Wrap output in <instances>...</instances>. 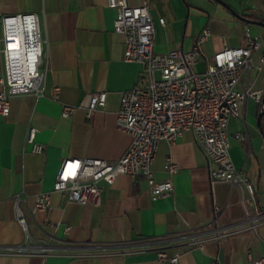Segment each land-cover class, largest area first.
Listing matches in <instances>:
<instances>
[{
  "label": "crops",
  "instance_id": "obj_1",
  "mask_svg": "<svg viewBox=\"0 0 264 264\" xmlns=\"http://www.w3.org/2000/svg\"><path fill=\"white\" fill-rule=\"evenodd\" d=\"M149 2L154 26L153 52H189L198 34L210 37L201 47L193 67L205 69L204 59L225 48L245 45V30L264 40V0H127L130 7ZM34 14L43 40L47 63L44 96L9 99V114L0 117V247L25 242L16 220L14 198L32 242L53 249L48 255L3 254L0 264H168L159 263L157 252L178 255L175 264H253L264 260V224L220 241L186 245L189 230L211 234L214 208L224 226L241 222L246 215L245 190L218 182L211 184L208 164L190 133L173 144L160 141L152 165L153 178L162 182L167 159L178 167L173 194L153 199L142 177L119 176L113 185L101 182L98 206H81L52 191L64 160L99 158L116 162L126 151L130 137L115 123L122 93L143 78V68L123 59V38L113 32L115 12L106 0H0V16ZM164 25L159 24V20ZM0 76L4 73L1 54ZM264 45L253 55V67L241 72L236 90L264 92ZM59 88L53 100V89ZM105 92L106 102L90 118L78 108L89 94ZM64 106L75 108L62 118ZM260 103L247 100L239 116L228 124L229 155L234 167L246 174L255 191L256 207L264 212V113ZM36 129L40 155L25 145L27 127ZM244 133L247 142L235 139ZM50 193L47 213L31 214L34 197ZM252 213V210H250ZM47 222L45 223V220ZM69 227V230L66 228ZM146 240V245L138 242ZM120 244H132L124 254Z\"/></svg>",
  "mask_w": 264,
  "mask_h": 264
},
{
  "label": "built area",
  "instance_id": "obj_2",
  "mask_svg": "<svg viewBox=\"0 0 264 264\" xmlns=\"http://www.w3.org/2000/svg\"><path fill=\"white\" fill-rule=\"evenodd\" d=\"M106 7L115 12L113 32L123 38L124 61L137 63L143 68V78L133 89L122 93L115 114L117 128L130 137V143L116 162L99 158L62 161L52 191L78 205L95 207L101 199L100 183L111 186L119 176H126L142 177L153 199L170 197L178 167L170 158L167 159L164 166L167 178L156 182L152 165L157 146L160 141L173 144L182 134L190 133L207 160L209 182L229 184L245 190L247 196L242 199L246 215L241 222L221 225L218 208L215 207L211 234L189 230L185 235L186 245L193 247L208 240L220 241L264 224V212L255 204L254 188L246 174L236 169L231 161L228 135L229 121L239 116L241 106L247 100L257 104L262 101V90L239 92L236 86L241 72L253 67V55L264 45V40L250 36L246 29L244 47L225 48L211 58H205L204 72L197 73L193 67L201 57V47L210 37L207 29L198 34L189 52L174 51L158 55L153 52L155 33L149 2L130 7L127 0H106ZM159 24L163 26L164 21L160 19ZM0 25L4 61V73L0 76V117L5 118L9 114L11 97L32 95L39 99L44 96L47 63L42 60L44 42L36 15L0 16ZM259 61L261 65L264 64V53ZM58 94L59 88L55 87L53 100L58 99ZM105 102V92L89 94L81 100L78 108L90 118L97 110L104 108ZM74 110L73 107L64 106L61 117L69 118ZM35 135L36 129L27 127L25 145L31 146L32 154L40 155L44 147L35 142ZM234 137L247 142L244 133ZM21 202L18 196L14 198L16 220L26 240L19 245L0 247V253L44 256L52 253L50 246L31 241L27 223L19 209ZM49 207L50 193L38 194L34 197L30 213H47ZM147 243L146 240L138 242L142 246ZM131 246L120 244L119 252L124 254ZM157 259L159 263L175 264L178 255L169 257L164 251H158ZM253 264H264V260H254Z\"/></svg>",
  "mask_w": 264,
  "mask_h": 264
},
{
  "label": "water",
  "instance_id": "obj_3",
  "mask_svg": "<svg viewBox=\"0 0 264 264\" xmlns=\"http://www.w3.org/2000/svg\"><path fill=\"white\" fill-rule=\"evenodd\" d=\"M260 106H261V111H260L258 117H261L264 113V95H263L262 101L260 103Z\"/></svg>",
  "mask_w": 264,
  "mask_h": 264
}]
</instances>
